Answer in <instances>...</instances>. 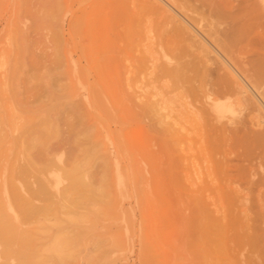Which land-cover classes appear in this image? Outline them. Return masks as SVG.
Wrapping results in <instances>:
<instances>
[{
  "label": "rangeland",
  "instance_id": "374dc122",
  "mask_svg": "<svg viewBox=\"0 0 264 264\" xmlns=\"http://www.w3.org/2000/svg\"><path fill=\"white\" fill-rule=\"evenodd\" d=\"M241 1L219 0V6L234 11ZM248 1L264 7V0ZM126 4L125 0H0V205L6 204L5 179L16 183L36 180L34 176L25 179L19 172L24 162L20 144L26 129L37 136L36 126L48 116L58 132L45 144L37 143L31 157L44 165L63 152L65 164L55 160L48 174L51 183H57V202L36 200L39 205L48 203L39 214L20 215L19 219L9 211L6 218L11 225L34 233L40 258L47 264H205L204 247L195 229L201 209L197 205L187 209L188 200L170 203L169 208L163 199L170 194L163 186L159 199L156 189L161 188L154 187L157 177L144 169L155 167L156 132L150 129L143 139L135 116L142 112L141 121L160 127V117L171 120L172 115L177 127L191 126L193 115L198 116L201 108L186 101L193 91L160 73L167 47L159 22L130 11L132 5L128 3V9ZM206 20L202 17L200 22L205 29ZM251 43L243 42V50L250 51ZM85 123L91 129L107 128L100 135L102 141L125 144L127 165L120 177L115 172L108 174L103 191H72L65 198L62 194L69 176L63 167L69 169L90 145L80 140L85 138L80 133L88 127ZM181 132L186 130L181 128ZM197 139L171 147L176 155L185 156L181 164L191 179L199 181L206 161ZM94 163L98 170L93 166V171L101 175V159ZM99 175L93 182L96 186ZM181 179L179 194L186 197L188 185ZM185 208L192 214L189 231L180 225ZM64 241L70 253L67 248V253L62 252ZM55 244L59 248L52 251Z\"/></svg>",
  "mask_w": 264,
  "mask_h": 264
},
{
  "label": "bare ground",
  "instance_id": "6f19581e",
  "mask_svg": "<svg viewBox=\"0 0 264 264\" xmlns=\"http://www.w3.org/2000/svg\"><path fill=\"white\" fill-rule=\"evenodd\" d=\"M125 3L128 9V3L132 5L130 11L136 14L142 12L151 21L159 22L163 29L162 41L167 47L159 64L160 73L163 77H174L183 87L193 91L186 101L191 102L193 107L201 108L198 116L191 110L194 114L191 126L180 127L176 126L172 115H169L171 120L165 119L166 116L164 119L160 117L161 126L156 127L155 124L141 121L142 112L135 113L143 139L150 129L156 132L155 167L152 170L144 169L156 175L154 187L166 188L170 195L163 200L169 205L185 204L188 200L190 204L185 205L187 209L190 205L200 207L201 221L194 225L198 229L195 233L204 247L205 264H264V7L251 4L248 0L241 1L234 11L219 6V0H125ZM202 17L203 21L204 17L208 20L203 24L208 25L206 29L200 25ZM245 41L253 43L250 51L243 50ZM50 120L46 116L43 123L36 126L37 136H31L33 134L29 133V128L26 129L25 138L20 144L24 162L19 166V172L25 179L34 176L36 180L16 183L5 179L2 184L6 204L0 205V264H14V260L16 264H47L45 258H40L42 253L34 233L11 225L6 218H9V211L15 218L20 215L32 217L48 206V203L39 205L36 200L53 202L57 198L54 191L57 183L54 186L48 174L53 171L55 160L65 164L63 152L52 156L53 159L44 165L31 157L37 143L45 144L57 134L58 128ZM120 126L122 128V123ZM103 128L107 133V128ZM181 128L186 133H182ZM104 130L89 126L80 129L85 137L80 139L81 142L84 140L90 145L84 148L83 155L69 169L63 167L69 176V183L62 196L85 189L103 191L110 172L121 176L122 167L127 165L125 144L117 142L114 145L102 141L100 135ZM192 132L195 136L190 135ZM196 137L206 161L202 175L198 176L199 181L191 179L187 168L181 164L185 156L176 155L171 147L174 143ZM97 159H101V175L95 174L96 170L92 169L93 166L97 169L94 163ZM143 160L147 163V160ZM98 175L97 187L93 182ZM181 177L188 185L187 198L179 194ZM118 181L121 180L118 178ZM121 184L119 182V188ZM156 190L160 194L163 191L162 188ZM157 194L159 199L160 196L163 198L162 194ZM184 212L180 214L184 216L180 225L188 230L193 228L189 227L191 224L188 225L192 214ZM183 234L186 236V233ZM61 244L64 247L62 252L67 253L65 241ZM56 248L59 246L55 244L52 251H56ZM67 250L70 253V249Z\"/></svg>",
  "mask_w": 264,
  "mask_h": 264
}]
</instances>
